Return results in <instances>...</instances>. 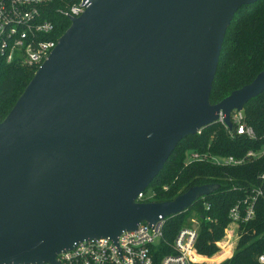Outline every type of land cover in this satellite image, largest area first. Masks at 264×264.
Masks as SVG:
<instances>
[{
  "label": "water",
  "instance_id": "obj_1",
  "mask_svg": "<svg viewBox=\"0 0 264 264\" xmlns=\"http://www.w3.org/2000/svg\"><path fill=\"white\" fill-rule=\"evenodd\" d=\"M259 0H88L0 120V264L50 262L190 208L136 201L176 144L264 91L209 95L233 14Z\"/></svg>",
  "mask_w": 264,
  "mask_h": 264
},
{
  "label": "trees",
  "instance_id": "obj_2",
  "mask_svg": "<svg viewBox=\"0 0 264 264\" xmlns=\"http://www.w3.org/2000/svg\"><path fill=\"white\" fill-rule=\"evenodd\" d=\"M53 5L62 6L56 0ZM55 20V35L62 34L70 22L62 16H57ZM263 70L264 0H259L252 5L242 6L233 14L220 49L209 95L210 103H217L232 91L251 83ZM34 71L35 69L27 66L6 64L0 60V120L7 115ZM243 108L248 124L258 137L262 136L264 91L249 100ZM259 142L260 140L242 136L229 138L222 126L211 123L200 133L188 135L176 144L162 170L145 190L154 193L153 201L171 200L193 186L208 183H217L219 186L204 196L208 209L198 202L169 218L165 225L166 237H172V233L184 224L191 212L209 215L211 221L200 222L196 247L201 253L212 254L216 251L214 240L223 234V229L228 224L229 208L236 200L243 198L246 189L261 186L262 195L256 202L255 217L243 226L231 259L223 263L254 264L255 257L264 251V180L259 181L258 178L264 171L263 161L233 167L209 162L185 163V158L190 151L206 150L215 155L238 157L246 150L257 147ZM162 250L166 252L168 247H163Z\"/></svg>",
  "mask_w": 264,
  "mask_h": 264
},
{
  "label": "built area",
  "instance_id": "obj_3",
  "mask_svg": "<svg viewBox=\"0 0 264 264\" xmlns=\"http://www.w3.org/2000/svg\"><path fill=\"white\" fill-rule=\"evenodd\" d=\"M56 1L62 6L54 7L55 0H0V60L35 70L41 65L61 35H55V18L62 16L69 20L72 16L77 17L85 10L88 2ZM223 118L224 115L219 111L213 123L222 126L227 137L242 136L260 140L258 146L246 150L238 157L215 155L208 150L190 151L185 163L209 162L233 167L259 160L264 163V134L260 137L256 135L246 120L244 108L230 111V127ZM204 127L198 129L197 133ZM258 178L259 181L264 180V171ZM145 190L137 195L136 201H153L154 193ZM261 195V186L251 187L245 190L243 198L233 203L228 210L229 221L223 234L214 240L216 251L212 254L201 253L196 247L200 222L212 219L209 215H198V212L193 211L184 224L172 233V237H166L165 225L175 214L158 216L153 223L141 221L133 230H122L114 240L99 237L74 242L70 248L57 254V264H223L231 259L243 226L255 217L256 202ZM203 199L204 196L199 197L193 205L199 202L208 209L209 205ZM163 247H168V251L163 252ZM254 264H264V251L255 257Z\"/></svg>",
  "mask_w": 264,
  "mask_h": 264
}]
</instances>
